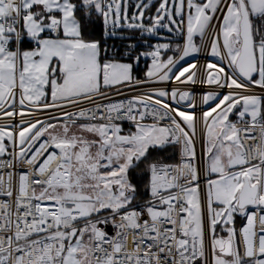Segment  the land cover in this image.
Listing matches in <instances>:
<instances>
[{
  "label": "snow or ice",
  "instance_id": "obj_1",
  "mask_svg": "<svg viewBox=\"0 0 264 264\" xmlns=\"http://www.w3.org/2000/svg\"><path fill=\"white\" fill-rule=\"evenodd\" d=\"M0 264H264V0H0Z\"/></svg>",
  "mask_w": 264,
  "mask_h": 264
}]
</instances>
